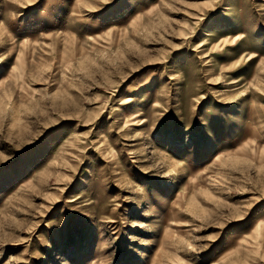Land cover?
Segmentation results:
<instances>
[{
    "label": "rangeland",
    "instance_id": "374dc122",
    "mask_svg": "<svg viewBox=\"0 0 264 264\" xmlns=\"http://www.w3.org/2000/svg\"><path fill=\"white\" fill-rule=\"evenodd\" d=\"M0 264H264V0H0Z\"/></svg>",
    "mask_w": 264,
    "mask_h": 264
}]
</instances>
